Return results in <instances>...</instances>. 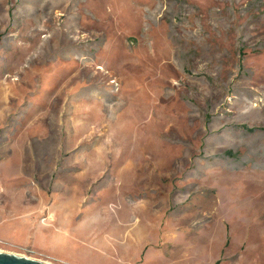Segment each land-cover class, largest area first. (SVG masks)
Masks as SVG:
<instances>
[{
    "label": "rangeland",
    "instance_id": "1",
    "mask_svg": "<svg viewBox=\"0 0 264 264\" xmlns=\"http://www.w3.org/2000/svg\"><path fill=\"white\" fill-rule=\"evenodd\" d=\"M0 251L264 264V0H0Z\"/></svg>",
    "mask_w": 264,
    "mask_h": 264
},
{
    "label": "water",
    "instance_id": "2",
    "mask_svg": "<svg viewBox=\"0 0 264 264\" xmlns=\"http://www.w3.org/2000/svg\"><path fill=\"white\" fill-rule=\"evenodd\" d=\"M0 264H47L44 261L14 253L0 251Z\"/></svg>",
    "mask_w": 264,
    "mask_h": 264
},
{
    "label": "bare ground",
    "instance_id": "3",
    "mask_svg": "<svg viewBox=\"0 0 264 264\" xmlns=\"http://www.w3.org/2000/svg\"><path fill=\"white\" fill-rule=\"evenodd\" d=\"M45 262V261H44ZM47 264H52V263H49V262H46Z\"/></svg>",
    "mask_w": 264,
    "mask_h": 264
}]
</instances>
